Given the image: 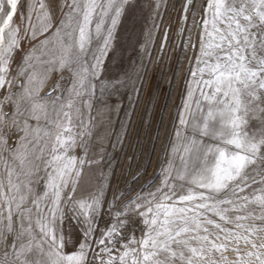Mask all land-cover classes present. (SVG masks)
Here are the masks:
<instances>
[{
    "label": "snow or ice",
    "instance_id": "obj_1",
    "mask_svg": "<svg viewBox=\"0 0 264 264\" xmlns=\"http://www.w3.org/2000/svg\"><path fill=\"white\" fill-rule=\"evenodd\" d=\"M194 2L186 0L185 23ZM127 4L0 0V146L20 166L16 172L3 162L0 264H264V240L251 238L264 231V186L242 195L249 179L257 182L251 173L264 171V115H258L264 114V0H204L196 21L199 56L173 158L155 191L131 196L114 214L124 194L110 203L112 223L94 237L103 191L84 188L85 169L95 163L84 138L91 136L97 82L101 98L124 85L100 77ZM94 40L98 47L91 52ZM22 41L32 47L25 51ZM18 53L22 61L13 70ZM65 69L72 73L70 86L63 77L49 86L51 73ZM132 90L138 92L135 82ZM250 119L261 127L249 131ZM17 133L16 147L9 148ZM30 135L37 144L46 138L36 157L42 167L30 159ZM78 145L83 155L75 153ZM34 176L43 181L39 193ZM66 207L83 235L72 251L65 250ZM130 218L141 225L139 235L123 231ZM246 220L260 225L248 227ZM229 223L234 227L224 226ZM228 251L235 260L224 255ZM216 253L219 260L210 258Z\"/></svg>",
    "mask_w": 264,
    "mask_h": 264
},
{
    "label": "rangeland",
    "instance_id": "obj_2",
    "mask_svg": "<svg viewBox=\"0 0 264 264\" xmlns=\"http://www.w3.org/2000/svg\"><path fill=\"white\" fill-rule=\"evenodd\" d=\"M185 2L186 0H128L115 30L111 47L104 58V70L100 79L105 82L122 80L124 85L101 98L97 82L96 99L91 111V136L84 138L88 145L89 157L95 161L90 168L85 169L84 188L89 191H96L97 187L102 189L100 212L109 211V204L122 193L124 198L116 204L113 214L131 196L155 191L163 179V170L168 168L169 161L173 158L172 146L176 142V130L180 128V114L184 111L183 101L187 99V88L192 81L191 72L196 69L195 57L199 56V30L196 21L203 15L204 6V0H195L194 4L190 5L185 23L181 20ZM67 10L66 8L65 11ZM15 22L20 24L19 15ZM166 33L168 38L162 50L161 45ZM194 43L197 44L195 49L191 47ZM31 47L32 44L22 41L25 51ZM52 47L53 45H49L50 49ZM97 47L98 42L94 40L91 52ZM21 61L22 54L18 53L13 62V70ZM62 77L70 86L72 73L67 69L52 72L48 85L61 80ZM133 82L138 92L132 90ZM84 119L88 120L86 109ZM260 127V120L250 119L249 131L258 130ZM21 135L22 133H17L11 136L8 147L15 148ZM45 140L46 138H42L37 144L30 135L25 141L33 165L42 167V161L36 157L40 155V149L45 147ZM75 153L78 156L83 155V149L78 145ZM0 157L3 158L0 160V177L6 175L4 161L15 168L16 172H20L18 161L13 160L12 153L3 146H0ZM38 175L42 176L43 173ZM251 175L257 182L252 183L249 179L250 187L246 188L242 195L264 186L259 183L264 178V171L259 175L252 172ZM13 179L15 180V176ZM26 179L27 177L21 176V180ZM32 179L33 186L39 193L42 191L43 181L37 184L36 177ZM65 214V250L72 251L79 247L83 235L81 225L71 219L67 207ZM129 223L138 226L139 235L141 225L138 221L130 218ZM242 223L248 227L260 225V221L253 220ZM224 226L234 227L231 223ZM105 228L107 227L96 217L94 237L98 239L101 230ZM251 238L264 240V231L255 233ZM10 240L11 237H8V241ZM3 249L4 242H0V253ZM224 255L229 261L235 260L231 251L225 252ZM210 258L219 260L220 254L216 253Z\"/></svg>",
    "mask_w": 264,
    "mask_h": 264
},
{
    "label": "built area",
    "instance_id": "obj_3",
    "mask_svg": "<svg viewBox=\"0 0 264 264\" xmlns=\"http://www.w3.org/2000/svg\"><path fill=\"white\" fill-rule=\"evenodd\" d=\"M97 218H99L101 224L106 227H108L112 223V218L109 214V211L106 210L101 211L97 216ZM123 231L125 233L135 232L136 234H138V226L134 223H128V226L125 229H123ZM117 247H119V245H117ZM96 251L98 252L99 248H96ZM89 260H93L91 254L89 255ZM93 264H99L98 260H93Z\"/></svg>",
    "mask_w": 264,
    "mask_h": 264
},
{
    "label": "water",
    "instance_id": "obj_4",
    "mask_svg": "<svg viewBox=\"0 0 264 264\" xmlns=\"http://www.w3.org/2000/svg\"><path fill=\"white\" fill-rule=\"evenodd\" d=\"M186 3V2H185ZM185 13H184V8H183V12H182V17H181V20L183 21V17H184ZM167 38H168V34L166 33L164 38H163V41H162V45H161V49L163 50L165 45H166V42H167Z\"/></svg>",
    "mask_w": 264,
    "mask_h": 264
},
{
    "label": "crops",
    "instance_id": "obj_5",
    "mask_svg": "<svg viewBox=\"0 0 264 264\" xmlns=\"http://www.w3.org/2000/svg\"><path fill=\"white\" fill-rule=\"evenodd\" d=\"M70 1V0H69ZM66 9V8H65ZM58 20H59V16H58V18H57V22H58ZM34 42H36V41H34ZM29 43V42H28Z\"/></svg>",
    "mask_w": 264,
    "mask_h": 264
},
{
    "label": "bare ground",
    "instance_id": "obj_6",
    "mask_svg": "<svg viewBox=\"0 0 264 264\" xmlns=\"http://www.w3.org/2000/svg\"><path fill=\"white\" fill-rule=\"evenodd\" d=\"M67 76V75H66Z\"/></svg>",
    "mask_w": 264,
    "mask_h": 264
}]
</instances>
